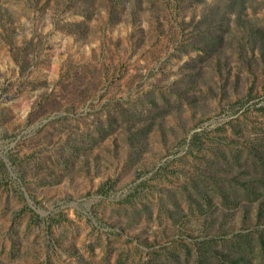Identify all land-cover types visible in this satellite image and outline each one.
I'll return each mask as SVG.
<instances>
[{"label": "rangeland", "instance_id": "rangeland-1", "mask_svg": "<svg viewBox=\"0 0 264 264\" xmlns=\"http://www.w3.org/2000/svg\"><path fill=\"white\" fill-rule=\"evenodd\" d=\"M264 0H0V264H264Z\"/></svg>", "mask_w": 264, "mask_h": 264}, {"label": "trees", "instance_id": "trees-1", "mask_svg": "<svg viewBox=\"0 0 264 264\" xmlns=\"http://www.w3.org/2000/svg\"><path fill=\"white\" fill-rule=\"evenodd\" d=\"M262 245H263V248H264V240H262Z\"/></svg>", "mask_w": 264, "mask_h": 264}]
</instances>
